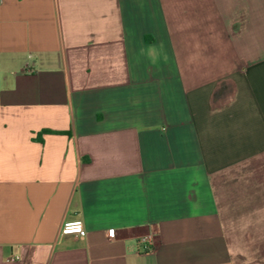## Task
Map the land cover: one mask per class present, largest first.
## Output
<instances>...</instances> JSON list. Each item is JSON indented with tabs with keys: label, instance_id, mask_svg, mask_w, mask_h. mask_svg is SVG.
<instances>
[{
	"label": "crops",
	"instance_id": "crops-1",
	"mask_svg": "<svg viewBox=\"0 0 264 264\" xmlns=\"http://www.w3.org/2000/svg\"><path fill=\"white\" fill-rule=\"evenodd\" d=\"M0 264H264V0H0Z\"/></svg>",
	"mask_w": 264,
	"mask_h": 264
},
{
	"label": "built area",
	"instance_id": "built-area-1",
	"mask_svg": "<svg viewBox=\"0 0 264 264\" xmlns=\"http://www.w3.org/2000/svg\"><path fill=\"white\" fill-rule=\"evenodd\" d=\"M60 234L63 235H75L79 237H83L86 234V231L84 229V226L82 224V221L79 219L75 220H70V221H65L60 229ZM109 235L110 232H109ZM137 247H138V252L139 253H146L151 250V245H152V236L147 235L143 236L137 241ZM17 260L16 257H11L10 261H15Z\"/></svg>",
	"mask_w": 264,
	"mask_h": 264
},
{
	"label": "trees",
	"instance_id": "trees-1",
	"mask_svg": "<svg viewBox=\"0 0 264 264\" xmlns=\"http://www.w3.org/2000/svg\"><path fill=\"white\" fill-rule=\"evenodd\" d=\"M41 134H47V131H44V130H43V132H42Z\"/></svg>",
	"mask_w": 264,
	"mask_h": 264
}]
</instances>
